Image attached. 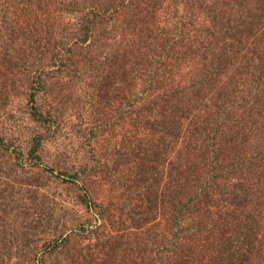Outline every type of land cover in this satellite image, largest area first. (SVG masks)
<instances>
[{
	"label": "trees",
	"instance_id": "1",
	"mask_svg": "<svg viewBox=\"0 0 264 264\" xmlns=\"http://www.w3.org/2000/svg\"><path fill=\"white\" fill-rule=\"evenodd\" d=\"M0 38L27 124L14 137L0 120V264H53L80 235L13 202L23 163L82 191L100 221L88 237L109 236L90 256L264 264V0H0ZM82 82L89 113L123 109L118 168L48 149L61 90Z\"/></svg>",
	"mask_w": 264,
	"mask_h": 264
},
{
	"label": "rangeland",
	"instance_id": "2",
	"mask_svg": "<svg viewBox=\"0 0 264 264\" xmlns=\"http://www.w3.org/2000/svg\"><path fill=\"white\" fill-rule=\"evenodd\" d=\"M2 40L4 38H0V44ZM0 58V120L6 118L10 120L6 121L7 128L4 129L8 132L13 131L16 134L13 135L14 137L27 138V135H22L24 126L27 124L26 118L24 120L20 110L22 104L17 98L19 95H8V91L11 89L12 72L7 61H5L6 58L1 55ZM83 81L87 82V79L83 78ZM87 92L83 82L82 84L75 83L68 90H61L63 100L67 101L63 104L67 109V113L61 123V130L56 135H49L48 141L50 144H48V149H50L51 155L61 153L63 158L64 156H72V158L77 156L78 159L85 157L91 159L92 163H95L96 159H99L98 155L102 154L109 169L114 165L118 168V166H121L119 163L121 158H119L118 153L121 155L130 150L128 147L125 148L127 144L126 135H123L122 131L123 119L121 117L123 109L119 103H116L112 111L109 107H103L101 104L98 111H94L95 107H93L92 113H89L91 105L87 99ZM102 115L105 124L96 119L100 117L102 119ZM81 121H89V124H86L83 129L80 126ZM93 121H95V124H93ZM95 125L98 127L93 129L92 127ZM46 160L50 161L48 158ZM8 163L11 162L8 161ZM22 165H13L8 171L9 183L14 185L13 192H16L12 198L13 202L18 203V205L21 203H31V205L37 203L38 207H51L56 217L51 220V227L57 228L55 232L62 230L63 237L80 233L73 241H68L58 254L51 257L52 263L118 264L121 259L122 251L120 250L111 259L103 255H89V253H93L101 247V242L109 239V236L99 238L94 233L88 237L91 234V229L100 224V221L96 216L94 217L93 211L90 212L87 207L80 203L79 196L82 191L74 186L70 187L62 179L40 169V167H30L27 163ZM119 168L122 170V167ZM3 172L4 169L2 168L1 173ZM118 172L121 174V171ZM124 181L129 184L126 178ZM103 188L106 189V187ZM124 194L127 196V192ZM82 223L84 226H82ZM83 227L84 230H82ZM51 233H54V230ZM112 233L116 234L115 231ZM85 236L88 238H85ZM99 239L102 240L99 241ZM113 239L115 238L113 237ZM29 243V247H35L32 240ZM49 249L50 246L46 248V250Z\"/></svg>",
	"mask_w": 264,
	"mask_h": 264
}]
</instances>
